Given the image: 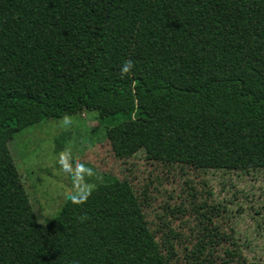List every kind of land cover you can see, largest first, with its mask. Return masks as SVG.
<instances>
[{
	"label": "trees",
	"instance_id": "16d2710c",
	"mask_svg": "<svg viewBox=\"0 0 264 264\" xmlns=\"http://www.w3.org/2000/svg\"><path fill=\"white\" fill-rule=\"evenodd\" d=\"M86 110L119 158L264 169V0H0V264H169L126 180L38 219L9 143Z\"/></svg>",
	"mask_w": 264,
	"mask_h": 264
},
{
	"label": "rangeland",
	"instance_id": "374dc122",
	"mask_svg": "<svg viewBox=\"0 0 264 264\" xmlns=\"http://www.w3.org/2000/svg\"><path fill=\"white\" fill-rule=\"evenodd\" d=\"M105 124L86 110L14 135L9 148L38 219L57 216L71 196L111 175L132 185L169 264H264V169L154 161L144 150L119 158Z\"/></svg>",
	"mask_w": 264,
	"mask_h": 264
},
{
	"label": "clouds",
	"instance_id": "9594fccd",
	"mask_svg": "<svg viewBox=\"0 0 264 264\" xmlns=\"http://www.w3.org/2000/svg\"><path fill=\"white\" fill-rule=\"evenodd\" d=\"M131 62L130 61H124L121 67V72H127V70L131 67Z\"/></svg>",
	"mask_w": 264,
	"mask_h": 264
}]
</instances>
